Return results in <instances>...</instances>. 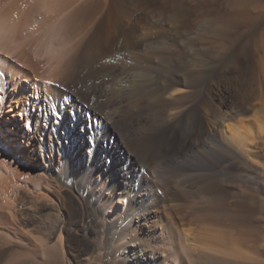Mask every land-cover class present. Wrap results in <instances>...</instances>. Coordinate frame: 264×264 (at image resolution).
Listing matches in <instances>:
<instances>
[{
	"label": "bare ground",
	"instance_id": "6f19581e",
	"mask_svg": "<svg viewBox=\"0 0 264 264\" xmlns=\"http://www.w3.org/2000/svg\"><path fill=\"white\" fill-rule=\"evenodd\" d=\"M193 5L0 0V264H258L240 218L264 189V32L204 77L192 46L154 47Z\"/></svg>",
	"mask_w": 264,
	"mask_h": 264
},
{
	"label": "rangeland",
	"instance_id": "374dc122",
	"mask_svg": "<svg viewBox=\"0 0 264 264\" xmlns=\"http://www.w3.org/2000/svg\"><path fill=\"white\" fill-rule=\"evenodd\" d=\"M192 1L194 2L193 8H191L188 12L187 11L186 12L184 11V13L182 12L183 16L180 15L179 18H177L178 27L182 28L183 30L186 29L185 31H188L189 33L185 32V34L183 33V34H180V36L178 35L176 37H172L170 34L166 33L162 37L163 40L160 39L158 41V42H162V45H161V43L159 44L157 42L156 44H154V47H155V45H157L158 47L160 46L161 48L158 49V52H159V50L163 49L161 54H183V53L186 54L187 48L192 46L190 48H193V50L195 51L196 54H198V55L200 54V57L203 58V63L205 62L204 64L201 63V67L199 65L200 63L198 64L199 66H195L194 65L195 66L194 68H196V69H197V67L198 68L199 67L202 68L201 72H202L204 77L206 76V72L211 70L212 66L215 64V61H213V60H217V57L218 58L220 57L219 59H221L222 56H223L222 54H225V53L228 54L232 50V48L237 44L236 41H238L239 39L241 40L242 38H244L243 36H246L250 32H251L252 35L257 34V33L261 34V33L264 32V0H254V1H251V0L246 1V0H244L245 2H243L244 3L243 5H247L246 7L247 8L249 7L248 10L243 5H242L243 8H242V6L239 7V5H238V7L237 6L236 7L231 6L230 4H228L230 0H226V1L225 0H214V1L213 0H192ZM223 1H225L227 4L224 3ZM246 2H247V4H245ZM227 5H228V7H227ZM212 7H213V9H215V8L216 9L213 11ZM233 8H235V9H233ZM237 8H239V9H237ZM209 9H211L212 12H210L211 10H209ZM241 9H243L242 11H244L246 9L245 14H244V12L239 11ZM199 11H201V12L208 11L207 12L208 15L206 14V16H210V17H206L207 22H204V24L201 25V26L204 25L203 27H201V26H199L197 24L195 25V22L193 20L194 17L196 16V14ZM233 11H235V13H232ZM226 12H228L227 13L228 16H227ZM237 13H239V15H236ZM241 13H242V15H240ZM215 14H217V15H215ZM243 14L245 16H243ZM233 15H236V17L238 16V18H235V16H233ZM246 15H249V16L246 17ZM215 16H218V17H215ZM221 16H223V17L221 18ZM225 16H227L226 20L229 21V23L225 19H223ZM137 17H138V15H137ZM241 17H244L246 19L241 18ZM248 17H249V19L247 21ZM253 17H254V21H253ZM218 18H221L222 20H220ZM166 19L167 18H166V15H165L164 21L161 20L158 23L159 25L156 23L155 26H157V28H159L160 26H161L160 28H164L168 24ZM206 19H205V21H206ZM208 19L210 21H208ZM216 19H218V20H216ZM240 19H241V21L243 19L244 20L241 22ZM218 21H219V23H218ZM239 22H241V24H239ZM225 23L227 24V27L223 28L224 26L222 27V24H225ZM192 24H194V25H192ZM209 24H211V25H209ZM236 24H239V25H236ZM207 25H208V27H207ZM149 26H150V24H147V26L145 25L142 28L143 29L142 31L143 32H147L148 30H150L151 28L153 29V27H154V26L153 27H149ZM219 26H220V29L218 28ZM233 26H235V27L233 28ZM146 27L149 28V29H147ZM231 27L233 29H230ZM204 28H206V29L208 28L209 30L207 29V31H206V29H204ZM251 29H255V31H250ZM205 31H206V33H205ZM241 36H242V38H241ZM175 38H176V40H175ZM172 41H173V43H172ZM169 42H171V43H169ZM146 49L149 50L150 48L141 47V49H138L137 52H136L135 49H130L131 52L129 50V52H130L129 54H134V53L138 54L139 52H141L139 54H142V53L144 54ZM132 50H133V52H132ZM204 50H205V52H204ZM159 54H160V52H159ZM213 55H215L216 57H214ZM168 56H170V55H167L166 62L168 63V65L167 64H165V65H167V67H169V66L173 67L174 65H176V66H174V68L177 67V65H178L177 64V59L174 60L175 62L172 59H169V61H168ZM210 57L211 58L214 57L216 59H210ZM169 58H171V57H169ZM252 58H253V56L249 55L248 56V61H250L252 63V68H254V70H256V69L258 70V67H257L258 65H257V63L255 64V63L252 62V61H254ZM209 62H211V63H209ZM255 65H256L257 68L255 67ZM204 69L205 70L209 69V70L204 71ZM252 109H254V107ZM239 118L240 117H235L234 115H232V116H230L229 119H230V121L232 123H234V122H236V119H239ZM256 137H257L256 133L253 132L252 137L247 141L248 146H246L244 148V150H245V154H244L245 158L249 157L251 143L254 142ZM216 171L217 170H212V171H209V173L210 174H215ZM260 173H261V169L259 167L257 170H255V174L259 175ZM240 174H242V172H240ZM234 181H236V182H233V183H237V182L240 181V179L239 180H234ZM247 186H248L247 189L248 188H250V189H248L246 191L252 193L257 202L251 209H248L249 207H247L246 211L244 212L245 214L243 213V217L245 219L242 218V217L240 218V220L243 221V223H242L243 225L241 224L240 227L243 226V227H245L247 229H250L251 234H249V238L248 239L253 244V246L251 245L252 247H250V249H247V250H250V252L252 251L251 253H249V255L251 257H253V258H255L257 256L256 259L258 258V264H261V263H264V207H263L264 206V189H263V185L260 182H255L254 185L253 184L252 185L249 184ZM227 192H228L229 195H232L233 188L232 187H228ZM231 208H233V207H231ZM233 214H235V213L231 212L230 215H233ZM39 218H40L39 219L40 221L38 219L37 220L34 219V224H33L34 228L42 226V227H44L43 231L47 230V226L46 227L43 226L42 223H46L47 221H49L48 214L46 213V214L42 215ZM172 221L174 223H176V219L175 218H172ZM240 223H241V221H240ZM229 225H230V223L227 224V226H228L227 228H229ZM72 234L75 236V244H77L76 245L77 247L81 246L83 243L88 241V240H84L85 237L83 235L74 234V231H72ZM250 235H252V236H250Z\"/></svg>",
	"mask_w": 264,
	"mask_h": 264
}]
</instances>
